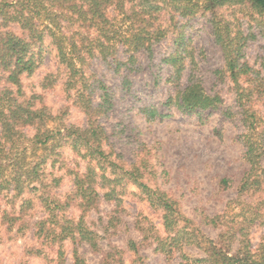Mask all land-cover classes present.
I'll use <instances>...</instances> for the list:
<instances>
[{"label": "trees", "instance_id": "1", "mask_svg": "<svg viewBox=\"0 0 264 264\" xmlns=\"http://www.w3.org/2000/svg\"><path fill=\"white\" fill-rule=\"evenodd\" d=\"M238 5L247 6L264 20V0H0V195L9 190L14 194L12 212H3L1 216L8 226L17 221L22 226L32 218L38 200L44 217L33 226L41 244L54 246L69 240L100 254L99 264H123L118 249L110 243L104 247L99 231L93 230L84 218L100 204L97 183L102 189L112 184L102 196L107 201L115 197L116 185L130 184L162 212L166 234L163 238L150 234L148 238L145 233L151 230L141 228V242L129 238L125 252L135 256L131 264H144L139 249L150 239L155 243L154 250L167 260L179 252L181 260H191L193 264H264V234L255 247L250 242L254 224L264 223V76L245 60L247 36L225 18L226 8ZM204 13L211 16V33L224 60L216 74L231 83L238 108L236 115L243 128L239 139L246 168L235 185L236 199L227 204H239L242 208L225 224L218 215L203 217L197 224L181 212L168 192L144 184L138 167L119 168L111 159L113 153L106 150L110 147L109 134L102 120L113 111L114 94L93 68L97 62L120 76L126 90L129 76L140 72L137 55L144 53L151 60L153 46L171 36L173 51L161 60L172 69L166 81L173 86V94L165 105L176 109L182 117L195 116L200 122L205 112L218 111L222 105L217 93H208L192 77L181 86L186 65H195L184 30L191 18ZM47 38L46 49L53 53L64 74V91L73 93V104L86 117L85 128L58 126L60 123L50 128L48 123L62 120L64 113L53 114L44 105L36 107L34 98L24 97L21 79L39 68ZM52 82L53 75H49L41 85L46 89ZM143 113L149 119L167 116L155 109H144ZM225 116L233 118L235 113L226 109ZM28 132L31 137L25 138ZM60 138L81 159L94 163L83 174L69 170L73 189L64 196L54 193L62 178L46 175L43 170L48 155H36L38 150L52 152ZM21 140L29 142L32 160L24 155L26 146L18 153ZM108 171L110 177L105 174ZM33 184L37 185L31 187ZM221 185L227 190L230 178L223 179ZM25 190L35 196L22 198L16 212L13 201ZM70 209H76L79 215L65 216ZM202 225L221 231L216 239H210L200 228ZM186 246L199 250L204 257L183 253ZM34 252L39 254L41 250ZM57 255L61 257L63 253L58 250ZM73 256L74 264H85L77 248ZM59 264L64 263L59 260Z\"/></svg>", "mask_w": 264, "mask_h": 264}, {"label": "rangeland", "instance_id": "2", "mask_svg": "<svg viewBox=\"0 0 264 264\" xmlns=\"http://www.w3.org/2000/svg\"><path fill=\"white\" fill-rule=\"evenodd\" d=\"M225 18L238 25L243 35L247 36L245 60L264 76V20L252 13L247 6L239 5L226 8ZM210 19L209 13L198 14L187 22L184 30L188 50L193 49L195 65L190 66L187 63L181 86L192 77L208 93H217L222 98L221 108L218 111L205 112V118L200 122L195 116L182 117L176 109L165 105L167 98L173 94V86L166 81L172 75V69L162 64L161 60L173 51L171 36L153 46L151 60L144 53L137 55L141 64L140 72L129 76L130 85L126 90L121 86L120 76L97 62L93 68L114 94L113 111L102 120L109 134L110 144L108 149L104 145V149L113 153L111 159L119 168L120 165L125 169L138 167L144 184L151 189L168 192L180 206L181 212L197 224L203 217L210 219L217 215L225 224V220H230L232 214H239L242 208L239 204H227L236 199L235 185L246 167L241 160L243 148L239 137L243 128L236 115L238 108L235 94L229 80L216 74L223 67L224 60L221 48L212 36ZM47 44L48 42L44 44L45 51L39 68L31 76H23L21 79L24 97L34 98L36 107L44 105L53 114L64 113L62 120L48 123L50 128H56L59 123L61 125L58 126L85 128L86 117L73 104V93L64 91V74L58 69L56 60L52 57L53 53L46 49ZM49 75H53V82L49 88L44 89L41 83ZM94 100H98L97 95ZM144 109H155L167 116L149 119L143 113ZM226 109L235 113V117H226ZM29 136V132L25 133V138H30ZM21 142L22 144L17 145L18 153L26 146L24 155L32 160L28 149L29 142L21 140L19 143ZM64 142L60 138L49 154L42 150L36 152V155L43 158L48 155L43 166L45 174L62 178L54 190L56 195L61 196L73 189L72 178L67 174L69 170L83 174L94 164L88 159H81ZM105 174L110 177L109 171ZM225 178H230V187L227 190L221 185ZM111 187L112 184H109L102 189L97 183L100 204L96 210L89 211L84 220L93 230L99 231L103 237L100 242L104 247L107 243L115 246L122 256L123 264H131L135 256L131 252H125L127 241L132 238L141 242V228L151 230L150 233H145L148 238L150 234L166 237L162 212L156 206L150 205L146 196L140 195L139 190L130 184L116 185L115 197L107 201L102 196ZM13 195L10 190L0 195V264H59V260L64 264H74L73 252L76 248L85 264L100 263L101 255L93 253L85 244H72L66 240L51 246L43 245L36 239L33 224L44 217L38 200L34 203L32 218L26 220L22 226L19 221L8 226L1 216L3 212H12ZM34 196L29 190H25L22 196L13 201L15 211L19 210L22 198ZM78 215L76 209H70L65 216ZM200 228L210 239H216L221 231V228L213 229L205 225ZM263 234L264 223H255L250 230L253 247ZM154 248L155 243L150 239L139 249V256L143 258L144 264H193L191 260L187 263L181 260L179 252L167 260ZM38 249L41 250L39 254L34 252ZM58 250L63 256L57 255ZM183 253L191 257H204L202 252L191 246L183 248Z\"/></svg>", "mask_w": 264, "mask_h": 264}]
</instances>
